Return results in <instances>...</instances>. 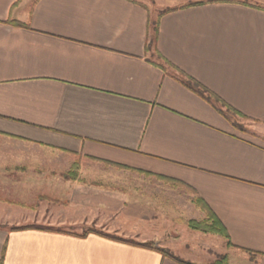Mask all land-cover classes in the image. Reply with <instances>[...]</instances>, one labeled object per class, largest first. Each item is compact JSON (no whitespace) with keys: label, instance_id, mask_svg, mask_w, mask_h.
<instances>
[{"label":"crops","instance_id":"crops-1","mask_svg":"<svg viewBox=\"0 0 264 264\" xmlns=\"http://www.w3.org/2000/svg\"><path fill=\"white\" fill-rule=\"evenodd\" d=\"M161 250L264 264V0H0V264H181Z\"/></svg>","mask_w":264,"mask_h":264},{"label":"trees","instance_id":"trees-1","mask_svg":"<svg viewBox=\"0 0 264 264\" xmlns=\"http://www.w3.org/2000/svg\"><path fill=\"white\" fill-rule=\"evenodd\" d=\"M168 11V10H167ZM165 11V12H167ZM12 25L14 26H19L18 23L16 22H11ZM156 25V23H155ZM155 34L157 33L156 30V26H155V30H154ZM156 38V37H155ZM181 83L189 88L190 90H192L193 92H195L197 95H199L200 97H202L206 102L211 103V104H215V103H219L222 107H224L225 111L228 114L237 116V117H241V115L239 113H237L236 111H234L233 109H231L229 106H227L226 104H224L223 102L219 101L217 98L211 96L204 88H202L201 86H199L197 83H195L193 80H191L190 78H183L181 80ZM219 112L225 116L224 112H222L221 110H219ZM121 168V166H119ZM76 172V166L73 167V170ZM75 172L71 173V177L75 178L76 175L74 174ZM70 177V176H69ZM69 179V178H68ZM192 203L195 204V207L197 209H201L204 211V213L206 214V218L204 221L197 223L194 222H189L188 223V227L194 230H204L208 233H213V234H218L221 237H223L224 239H227V235L224 231V229L220 226V224L217 222V220L213 217V215L209 212V210L205 209V206L202 204V202L199 199H193ZM36 229H42L45 231H51V232H59L61 230L59 229H53V228H36ZM14 230H21V229H14ZM90 233H95V234H99L102 235L106 238H109L111 240H115V241H122L128 244H133L135 245V242L130 241V240H123L121 238H118L116 236L113 235H108V234H104L98 230H94V229H88V230H84L81 234V236H86ZM142 247H149V244H140ZM229 245V244H228ZM161 253L165 254L166 256H169L170 258L174 259L175 261L181 263V264H190L187 262H183L180 261L174 257H172L171 255H169V253L166 250H161ZM211 264H227V256H221L218 260H216L215 262L211 263Z\"/></svg>","mask_w":264,"mask_h":264},{"label":"rangeland","instance_id":"rangeland-1","mask_svg":"<svg viewBox=\"0 0 264 264\" xmlns=\"http://www.w3.org/2000/svg\"><path fill=\"white\" fill-rule=\"evenodd\" d=\"M76 166V172L75 171H72L73 170V167ZM120 165H115V173H114V178L116 179L115 180V186H121L123 189H127V190H131L133 187L134 188H142V190H147L145 193H153L154 195L155 194H159V193H155V190H157L156 188V185L154 184V182H150V183H147L148 185V189L145 187H143L142 183L143 181L139 180V178L137 177H134V176H129V175H126L128 174L129 172V169L124 167V166H121V168L119 167ZM79 164L78 162H75L71 165L67 175H66V178L74 181L78 178V174H79ZM133 170H131L132 172ZM75 172L74 174L76 175L75 178H72L71 177V173ZM70 176V177H69ZM110 183H112V181H110ZM144 193V194H145ZM161 195V194H160ZM193 207H189L190 209L189 210H185V214H182V222L184 220H186V225H187V228L188 230L185 229V231L187 232V235H194L196 237H198L199 239H194L196 240V247L199 248V250L203 253V252H210L211 248L214 250V251H217L219 252L220 250H222L221 246L216 243L215 246L212 245V247L210 246V250L209 249H206V246L205 244L208 243V240H210V238H219L221 237L220 235L218 234H213V233H208L204 230H194V229H191L188 227V223L189 222H194V223H199L201 221H204L205 218H206V214L205 215V218L204 219H201L202 217H200V214H195L193 213V208L197 209L195 207V204H193ZM199 210V209H197ZM82 231H84L85 229H81ZM113 236H116L118 238H121V239H124V237L122 236H119L120 234H111ZM223 238V237H222ZM126 240V238H125ZM129 240V239H127ZM209 248V247H208ZM208 250V251H207ZM212 251V250H211ZM210 254V253H209ZM225 256V255H223ZM221 256H217L212 262H210L209 264L215 262L216 260H218Z\"/></svg>","mask_w":264,"mask_h":264}]
</instances>
